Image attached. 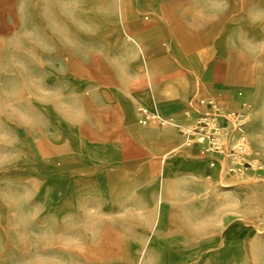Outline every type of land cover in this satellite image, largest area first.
<instances>
[{"label":"rangeland","instance_id":"rangeland-1","mask_svg":"<svg viewBox=\"0 0 264 264\" xmlns=\"http://www.w3.org/2000/svg\"><path fill=\"white\" fill-rule=\"evenodd\" d=\"M136 1L0 0V264H214L216 256L264 264V0H145L153 11L188 2L193 15L202 5L240 59L231 77L228 58L204 60L225 95V105L212 101L225 110L217 154L228 166L217 180L216 162L203 173L141 176L148 155L124 130L138 68L164 56L155 48L160 35L175 43L176 61L149 76L181 66L204 81L196 51L210 40L201 44L190 28L177 35L163 22L129 26L140 13ZM217 50L230 55L225 44ZM189 88L193 99V81ZM138 110L161 118L150 106ZM162 183L163 200L151 195ZM133 195L142 201L122 207Z\"/></svg>","mask_w":264,"mask_h":264},{"label":"crops","instance_id":"crops-1","mask_svg":"<svg viewBox=\"0 0 264 264\" xmlns=\"http://www.w3.org/2000/svg\"><path fill=\"white\" fill-rule=\"evenodd\" d=\"M173 8L175 19L181 27L192 29L191 34L199 39L201 44L206 39L210 40L209 46L200 45L199 49L196 51V56L205 69L203 76L209 73L207 70L208 65L204 62L205 59H207L208 64L214 65L221 63L216 61V59L227 58L217 53V46L220 44L226 45V50L229 52L230 56H236L235 53H232L231 48L227 46L229 39L222 36L220 33V22H207L202 5L201 15L191 14L193 10L188 2L184 3L180 1V5L176 4ZM137 12H140L136 13L137 17L142 16L145 20H148L149 23H151L149 21L151 15L156 13V11L143 12L142 10ZM159 40L160 35L155 41V48L161 49L164 56L157 57L156 60L151 61L147 65H141L138 68L139 75L135 81V84L141 88V90L146 89V86H148L151 93L150 100L145 101L143 98L137 99L132 97L130 91H128V98L126 99L130 115L124 130L130 139L133 140V144L137 146L136 149L138 148V154H140L141 157L146 155L150 157L149 159H147L148 156L140 159L143 161L140 163L139 169L142 173L141 176L147 175L150 172H165L168 171V169L174 168H183L185 170L197 168L201 169V173H203L209 168V163L216 162L217 172L215 173L214 168H212V173L215 180L220 179L225 176L228 166L227 159L219 157L217 153V155L215 153H209L206 145H200L196 142L189 144V139L180 132V129L189 128L192 125L197 126L206 117H221L219 119L221 122L224 109L216 110V108H212L208 105L215 95L214 87L216 85L211 83L208 79H205L203 81L205 91L202 92L201 81L198 74L193 70L181 66L169 73V76L161 75L158 71L149 76L150 71H156L165 63H173L176 61L175 43L173 41L161 42ZM143 45L146 51L147 46H145L144 43ZM142 73H146L148 78L146 81L140 82L139 78ZM191 81H193L194 84L193 99H189L188 97V93L190 92L189 83ZM222 86L225 87L227 92L233 88L231 85ZM164 92L168 97L167 99L161 100L158 94H163ZM240 100H242V98L234 99L231 109H233L235 104ZM142 104L154 108L157 115L162 119H173L174 124L164 127L159 124L158 128H150L148 125L139 124L138 120L142 115H140L138 107ZM223 104L225 105L224 102ZM223 107L226 108L225 106ZM132 131L134 133H132ZM223 139L222 135V140ZM170 153H174L175 155L170 158L164 157ZM124 165L127 168L131 163L126 162ZM168 189L169 185H167V183H162L160 192L156 189L151 195L154 194L156 198L160 197L161 200L167 199ZM159 193L161 196H157ZM138 200L142 201V198L138 199L137 195L127 196L126 199L121 202V206L129 207ZM135 236L143 239L146 238V235L143 234H137ZM133 244L137 243L128 240V246H132ZM171 245H173V243Z\"/></svg>","mask_w":264,"mask_h":264},{"label":"bare ground","instance_id":"bare-ground-1","mask_svg":"<svg viewBox=\"0 0 264 264\" xmlns=\"http://www.w3.org/2000/svg\"><path fill=\"white\" fill-rule=\"evenodd\" d=\"M173 5V6H172ZM172 5H170V3H166L161 9H158L157 11H156V13H154V14H152L151 15V17L149 18V21L151 22V23H153L154 25H157V26H159L160 25V23L161 22H163L164 24L163 25H165V24H168L170 27H171V29L173 30L174 29V32L177 34V35H179V33L182 31V30H189V29H185V28H183V27H181L178 23H177V21H176V19H175V16H174V12H173V7L175 6L174 4H172ZM135 6H137V7H139L140 6V8H138V9H140V10H142L143 12H150V11H153V8H152V6H149V4L145 1V0H139V1H136L135 2ZM34 7V6H33ZM146 20L142 17V16H140V17H134V15H130L129 16V26L131 25V24H134V23H136V24H138V25H140V26H143V25H146ZM160 28V32L161 33H164V28H162V27H159ZM190 30H192V29H190ZM222 54V53H221ZM226 53H224L223 55H221L222 57H224V56H227V58H228V61H229V65H228V77H231V75H232V73H233V68H235V65L237 64V62H239L240 61V59L239 58H237V57H232V56H230V55H225ZM237 59H239L238 61H237ZM239 66V65H238ZM245 70V69H244ZM243 69H242V71H244ZM247 69L245 70V72H246V78H247ZM241 75V74H240ZM213 76H216L215 75V72L214 71H212L211 73H208L207 74V76H206V79H208V80H210L209 78H211V77H213ZM236 76V75H235ZM239 78H241V76H239ZM236 80V79H235ZM243 81H244V76H243ZM236 83H237V80H236ZM236 86V85H235ZM217 88H219L217 85L214 87V93H215V95H214V97L212 98V100L211 101H216V102H218L219 104H223V102H224V98H225V95H223V93L222 92H220V91H218V89ZM130 90L131 91H136L134 94V97L135 98H137V99H144L145 101H148V100H150V93L148 92V89H147V87H146V89H144V90H141V88H139L137 85H131L130 86ZM201 90H202V92H204L205 91V88H204V86H203V81L201 80ZM204 99H205V97H204ZM225 103V102H224ZM224 105V104H223ZM142 108V107H141ZM140 109V108H139ZM144 112H146V111H143V113ZM147 112H149V111H147ZM143 121H141V119H139V123L140 124H142L143 125V123H142ZM133 132V131H132ZM134 133V132H133ZM115 241V240H114ZM237 251H239V250H237ZM236 254V257L237 256H239V254L240 253H235ZM224 260L225 261H223V262H221L220 260H219V257L218 256H216L215 257V263L214 264H229V261H227L228 260V258L227 257H225L224 258Z\"/></svg>","mask_w":264,"mask_h":264},{"label":"built area","instance_id":"built-area-1","mask_svg":"<svg viewBox=\"0 0 264 264\" xmlns=\"http://www.w3.org/2000/svg\"><path fill=\"white\" fill-rule=\"evenodd\" d=\"M208 105L215 108L212 101ZM141 121L147 124L150 122H159L163 127L174 124L173 119H162L147 111L142 114ZM223 129L222 123L219 120L213 122L211 117H206L193 130L183 128L180 129V132L188 139L195 137L197 144H207L210 152L220 154L223 150Z\"/></svg>","mask_w":264,"mask_h":264}]
</instances>
